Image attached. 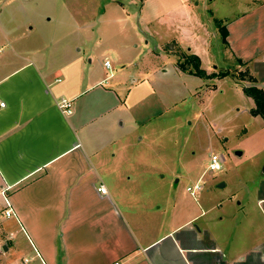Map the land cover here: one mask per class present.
<instances>
[{"label":"crops","instance_id":"0c3cea01","mask_svg":"<svg viewBox=\"0 0 264 264\" xmlns=\"http://www.w3.org/2000/svg\"><path fill=\"white\" fill-rule=\"evenodd\" d=\"M150 3L131 1V15L120 0H52L37 16L40 0H0V15L9 14L0 25V264H264L262 187L245 201L202 188L193 196L188 188L202 187V175L187 188L190 201L176 191L156 195L146 183L163 177L139 169V152L171 131L165 120L186 96L160 95L163 75L197 80L198 96L203 84L218 90L177 61L151 70L162 53L144 31L174 10ZM216 12L208 22L219 61L202 20L194 41L169 36L166 47L199 57L208 74L244 68L264 91V0L238 3L223 19ZM227 79L251 114L245 85L217 80ZM63 98L71 115L59 108ZM17 254L24 259L11 262Z\"/></svg>","mask_w":264,"mask_h":264},{"label":"rangeland","instance_id":"374dc122","mask_svg":"<svg viewBox=\"0 0 264 264\" xmlns=\"http://www.w3.org/2000/svg\"><path fill=\"white\" fill-rule=\"evenodd\" d=\"M40 1L42 3L39 8L41 11L37 16H44L51 11L49 3L52 0ZM120 1L126 5L128 13L135 14V7L131 6L133 0ZM251 1L214 0L215 3L211 5L210 0H151L150 7L153 9L164 2L165 5H162L161 8L158 7L161 11L174 10L172 20L162 19L158 23L151 24L148 31L144 29L148 36L147 40H151L150 46H158L162 53L161 59L153 61L154 65L151 70L153 72L167 71L173 68L176 61L178 66L186 65V59L189 56L174 48L170 50V47H166L165 42L169 36H173L180 43L194 41L195 35L191 30L196 27L198 20H202L204 23L201 22L204 32H207L208 29L209 37L211 39L214 37L213 45H216L215 50L219 61L220 46L218 47L208 22V17L212 16L213 7L217 10L216 17L223 19L225 16L238 12V3H251ZM181 2L184 4L181 5ZM148 8L149 6L146 11ZM8 15L6 11L0 15V25ZM17 19L19 18L17 17ZM23 20L20 17V25ZM44 30L50 31L49 29ZM127 32L124 36L131 40L130 44H138L134 33L129 30ZM116 38L118 39V37ZM39 39L37 38L38 41H40ZM119 39H123V36ZM224 73L228 74L227 77L236 79L238 84L245 85L244 89L257 88L249 72L244 68L232 71L216 70L212 74L207 73V75L220 76ZM163 76L167 82L164 83V90L161 86L160 95L164 96L166 100H173L178 95L185 94L186 96L176 105L175 110L170 112L168 119L165 118V125L171 126V131L160 142L139 152L142 163L146 162L142 166L140 165L139 169L154 170L153 173L156 174V177H163L146 183L150 191L152 190L156 195L169 190L176 191L179 196L192 201L187 188L193 186L202 175L201 188L203 191H214L221 196H237V201H245L250 194L257 193L260 187L264 191V119H256L251 115L256 108L251 111V114L244 112L242 100L238 95V90L241 91V88L231 79L218 81L219 78H208L203 80L211 81L210 85L213 86L210 88H214L215 84L218 90L216 92L208 91L203 84L198 96L195 95V92L193 93L194 88L198 85L197 80L188 78L185 80L186 83H183L176 81L171 74ZM206 83L208 86L209 83ZM164 91L169 96H166ZM173 113L176 114L175 117ZM211 154H216L221 158L222 170L209 171ZM142 186L143 183L139 182L137 190L142 191ZM199 195L200 193L197 195V199ZM0 218L3 222L2 213H0ZM2 234L4 232L0 224V236ZM1 249V251L4 250L3 246ZM23 259L24 255L17 254L11 258V262Z\"/></svg>","mask_w":264,"mask_h":264},{"label":"trees","instance_id":"16d2710c","mask_svg":"<svg viewBox=\"0 0 264 264\" xmlns=\"http://www.w3.org/2000/svg\"><path fill=\"white\" fill-rule=\"evenodd\" d=\"M216 25L220 29L223 42L226 43L227 42L226 40L228 37V31L226 30V28L222 25L220 21H216ZM179 68L185 73H188V74H191V75L203 78V79H208V78L222 79L228 76L227 73H224L220 76L207 75L206 71L203 70L201 67L200 58L195 55L189 56L186 59V65L180 64ZM244 92L248 97L252 98L256 104V110L252 112V115L261 116L264 119V91L259 88L250 87V88L244 89Z\"/></svg>","mask_w":264,"mask_h":264},{"label":"built area","instance_id":"2783aa9c","mask_svg":"<svg viewBox=\"0 0 264 264\" xmlns=\"http://www.w3.org/2000/svg\"><path fill=\"white\" fill-rule=\"evenodd\" d=\"M109 65V63L107 62V66ZM59 108L63 111V113L67 114V115H71L72 114V102L67 100V99H61L58 103ZM3 106V104H2ZM222 170V161L221 158L216 155V154H211V158H210V163H209V171L211 172H218ZM201 186L196 185L193 188H188V191L195 196L196 192L200 191ZM100 193L102 194H106V188L104 186H101L99 189ZM9 206V205H8ZM12 214V211L10 209H8L6 211V216L10 217ZM27 263V262H26Z\"/></svg>","mask_w":264,"mask_h":264}]
</instances>
